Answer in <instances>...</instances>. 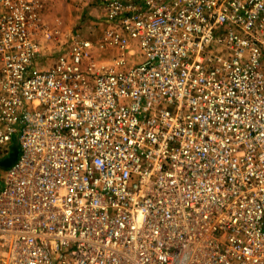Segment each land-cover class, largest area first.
Returning <instances> with one entry per match:
<instances>
[{"label": "built area", "instance_id": "2783aa9c", "mask_svg": "<svg viewBox=\"0 0 264 264\" xmlns=\"http://www.w3.org/2000/svg\"><path fill=\"white\" fill-rule=\"evenodd\" d=\"M0 0V264H264V0H104L47 66Z\"/></svg>", "mask_w": 264, "mask_h": 264}, {"label": "rangeland", "instance_id": "374dc122", "mask_svg": "<svg viewBox=\"0 0 264 264\" xmlns=\"http://www.w3.org/2000/svg\"><path fill=\"white\" fill-rule=\"evenodd\" d=\"M105 1L99 0H50L43 2L38 11V31L44 52L43 61L47 66L57 60L63 48H68L74 35L92 41L90 54L98 62L112 61L120 53L102 46L105 29ZM94 21L99 25L94 26ZM7 168L0 167V180H4ZM1 186V183H0Z\"/></svg>", "mask_w": 264, "mask_h": 264}, {"label": "water", "instance_id": "95a60500", "mask_svg": "<svg viewBox=\"0 0 264 264\" xmlns=\"http://www.w3.org/2000/svg\"><path fill=\"white\" fill-rule=\"evenodd\" d=\"M19 153H20V150L18 147V143L16 142L10 156L4 160H0V167H4V168L10 167L13 163H15L18 160Z\"/></svg>", "mask_w": 264, "mask_h": 264}, {"label": "crops", "instance_id": "0c3cea01", "mask_svg": "<svg viewBox=\"0 0 264 264\" xmlns=\"http://www.w3.org/2000/svg\"><path fill=\"white\" fill-rule=\"evenodd\" d=\"M96 2H97V4H98V2H99V0H95ZM105 20V19H104ZM97 25H99V23H97L96 21H94V26H97Z\"/></svg>", "mask_w": 264, "mask_h": 264}]
</instances>
